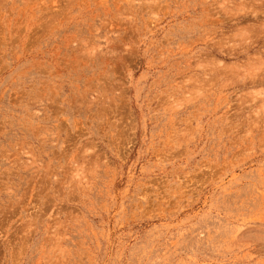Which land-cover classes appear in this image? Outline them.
Masks as SVG:
<instances>
[{
	"label": "rangeland",
	"instance_id": "374dc122",
	"mask_svg": "<svg viewBox=\"0 0 264 264\" xmlns=\"http://www.w3.org/2000/svg\"><path fill=\"white\" fill-rule=\"evenodd\" d=\"M0 264H264V0H0Z\"/></svg>",
	"mask_w": 264,
	"mask_h": 264
}]
</instances>
